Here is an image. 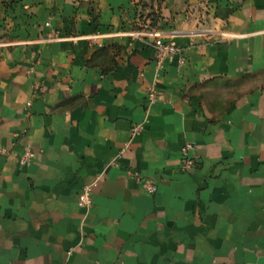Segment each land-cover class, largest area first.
<instances>
[{
    "label": "crops",
    "instance_id": "1",
    "mask_svg": "<svg viewBox=\"0 0 264 264\" xmlns=\"http://www.w3.org/2000/svg\"><path fill=\"white\" fill-rule=\"evenodd\" d=\"M137 13L0 2V264H264V0H170L160 68Z\"/></svg>",
    "mask_w": 264,
    "mask_h": 264
},
{
    "label": "built area",
    "instance_id": "2",
    "mask_svg": "<svg viewBox=\"0 0 264 264\" xmlns=\"http://www.w3.org/2000/svg\"><path fill=\"white\" fill-rule=\"evenodd\" d=\"M129 37L134 38H148L151 40V45L155 49V59L157 67L160 68L161 64L169 58L171 55L177 52L176 44L171 40H166L165 33L159 29H149L145 26L141 30H132V32L127 34ZM56 38H51L48 41H55ZM155 100L154 91L149 93V101L153 103ZM139 128H134L132 133L135 134L138 132ZM193 149V146L190 143H186L182 146L180 150V169L183 172L190 171L194 167V161L190 156V151ZM5 154V151L0 148V155ZM34 158V152L25 148L23 153L17 157V164L21 167L29 166ZM145 189L149 193H154L156 191L155 186L149 181H142ZM91 186H83L79 195H78V205L81 207H88L91 205ZM62 264H67L64 262Z\"/></svg>",
    "mask_w": 264,
    "mask_h": 264
},
{
    "label": "rangeland",
    "instance_id": "3",
    "mask_svg": "<svg viewBox=\"0 0 264 264\" xmlns=\"http://www.w3.org/2000/svg\"><path fill=\"white\" fill-rule=\"evenodd\" d=\"M23 0H0V2L13 6L21 3ZM131 2L137 7L138 12L142 11L143 16L148 18L150 21H154L157 28L161 29L160 23L163 21V11L167 9L170 4V0H131ZM153 17V19L150 18ZM264 82V75L257 77L256 80L252 82Z\"/></svg>",
    "mask_w": 264,
    "mask_h": 264
},
{
    "label": "trees",
    "instance_id": "4",
    "mask_svg": "<svg viewBox=\"0 0 264 264\" xmlns=\"http://www.w3.org/2000/svg\"><path fill=\"white\" fill-rule=\"evenodd\" d=\"M143 12L140 11L137 13V21L136 23L133 25V30H141L143 29L145 26H147L149 29H158L155 22L152 20H148V18H146L145 16H143ZM151 19H153L152 16H150Z\"/></svg>",
    "mask_w": 264,
    "mask_h": 264
}]
</instances>
